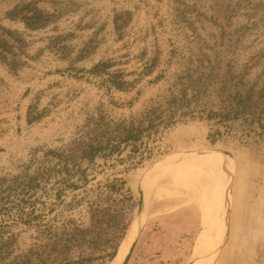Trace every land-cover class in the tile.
I'll return each mask as SVG.
<instances>
[{
	"label": "rangeland",
	"instance_id": "374dc122",
	"mask_svg": "<svg viewBox=\"0 0 264 264\" xmlns=\"http://www.w3.org/2000/svg\"><path fill=\"white\" fill-rule=\"evenodd\" d=\"M0 26L26 41L22 68L0 61V221L16 220L22 251L34 243L23 211L36 205L54 210L46 220L88 223L85 204L69 206L115 178L131 190L134 220L139 191L146 196L129 264H194L199 254L202 264L204 252L205 264H233L231 232L252 204L264 232V0H0ZM0 36L20 47L15 35ZM105 62L112 67L92 73ZM118 72L130 84L122 91ZM91 140L120 143L122 152L110 146L93 163L80 160L71 176L39 171L46 152L70 154ZM200 160L213 165L218 194ZM194 162L198 174L183 168ZM203 189L226 204L210 223ZM130 229L113 260L102 232L86 264H114Z\"/></svg>",
	"mask_w": 264,
	"mask_h": 264
},
{
	"label": "trees",
	"instance_id": "16d2710c",
	"mask_svg": "<svg viewBox=\"0 0 264 264\" xmlns=\"http://www.w3.org/2000/svg\"><path fill=\"white\" fill-rule=\"evenodd\" d=\"M10 17H17L15 12ZM25 19V18H24ZM27 27H31L29 20H23ZM9 36L15 35L19 38V48L9 44V41L0 36V61L12 71H18L23 67L21 60L22 50L26 48V41L20 36L8 31L0 26V32ZM110 63H100L94 67L92 73L104 72L111 68ZM112 78L113 85L117 90H125L129 83L124 80V73H115ZM40 119V116L32 117L29 123L32 124ZM128 137H124L123 142H127ZM122 142V143H123ZM111 146V153H121L122 146L119 144H103L101 141L91 140L88 143L82 142L77 147L66 153L65 151H48L44 154L43 166L39 171L43 175L51 172L58 174L72 175L80 171V160H87L93 163L94 160ZM78 153V154H77ZM53 160L56 161L52 163ZM51 163L52 167L47 164ZM73 190L80 189L78 185L71 186ZM80 201L69 207L86 205L88 214V223L78 222L74 218L59 220L57 217L46 220V216L53 213L50 210L45 214L38 212L36 205L23 211L21 222L29 230L34 231L31 240L34 242L29 249L22 251L20 248L21 234L16 233L14 226L18 223L13 221H0V264H86L90 261L89 256H85L87 250L102 241V232H109L110 239L105 240L107 246H110L112 252L109 254L113 260L119 251L126 233L134 222L136 204L127 182L123 179H108L106 182L98 183L95 189L84 192ZM7 207L0 206V214L5 212ZM103 242V241H102ZM79 253L74 258V253ZM178 262V260H176Z\"/></svg>",
	"mask_w": 264,
	"mask_h": 264
},
{
	"label": "crops",
	"instance_id": "0c3cea01",
	"mask_svg": "<svg viewBox=\"0 0 264 264\" xmlns=\"http://www.w3.org/2000/svg\"><path fill=\"white\" fill-rule=\"evenodd\" d=\"M243 174L244 170H241L236 178L239 183ZM257 206L258 204H252L250 208L248 207L250 210L249 215H245V210H242V215L245 216L239 219L240 221L237 219L240 228L236 227V232H231L230 247L234 253L233 264H264V232L260 228H257L261 225V222L257 219L256 213L253 214L251 212L258 209ZM242 224H244L243 227ZM254 225L255 231H253Z\"/></svg>",
	"mask_w": 264,
	"mask_h": 264
},
{
	"label": "bare ground",
	"instance_id": "6f19581e",
	"mask_svg": "<svg viewBox=\"0 0 264 264\" xmlns=\"http://www.w3.org/2000/svg\"><path fill=\"white\" fill-rule=\"evenodd\" d=\"M205 159V158H204ZM174 164H176V163H174V162H168V163H166L165 165L167 166V165H174ZM200 164L203 166V167H205V169H207V173H208V175H207V177H206V181H209L210 182V185H211V188L213 189V192H217V194L219 193L218 192V190H216V189H218V186H217V188L215 187V182H214V180L216 179H212V174H215L216 172H215V170H214V167H213V165L211 166L210 165V168L211 169H208L209 167H208V165L206 164V162L205 161H203V160H200ZM199 164V165H200ZM184 166V167H183ZM182 167L183 168H186V170H187V172H192L191 174H193V173H195V174H198V172H200V170H199V166H198V164L197 163H187V164H185V165H183ZM191 168V169H190ZM194 171H193V170ZM185 170L184 169H182V168H179V169H176V171L175 172H173V173H176V174H179L180 172H184ZM196 171V172H195ZM209 172H211V174L209 173ZM216 176V175H215ZM214 176V177H215ZM178 177V176H177ZM181 177V176H180ZM219 177V176H218ZM221 177V176H220ZM216 181V180H215ZM178 183V182H177ZM182 183V182H181ZM176 184V183H175ZM204 184H206L207 186H209V183H207V182H205ZM200 185V184H199ZM199 185H195L196 186V188H197V186H199ZM178 186V185H177ZM191 186V185H190ZM194 186V185H193ZM203 187H205L206 188V186L204 185ZM187 188H189L188 186H187ZM216 188V189H215ZM150 189V188H149ZM199 190V189H198ZM204 190V189H203ZM194 191V190H193ZM203 192V194H202V199H203V205H204V210H203V213H204V211H205V215H206V222H208V223H210V216H211V210L212 209H215L216 210V212H217V216L216 217H219V216H223L224 215V212L226 211V204H225V202H224V200H223V198H221L220 197V195H219V201L217 202V201H215V202H213L212 203V201H211V199H209V196H210V193H209V191H208V189H206V190H204V191H202ZM200 193V192H199ZM212 193V192H211ZM212 194H214V193H212ZM143 195H144V201L146 200V196H145V192H143ZM199 195V194H198ZM217 196V195H216ZM218 199V198H217ZM199 200H200V197H199ZM200 202V201H199ZM197 203H198V201H197ZM200 204V203H199ZM201 205V204H200ZM216 205V206H215ZM212 214H214L215 215V213H212ZM204 215V216H205ZM203 216V217H204ZM222 219V218H221ZM221 219H219V220H221ZM225 219H226V217H225ZM218 221V220H217ZM143 222H144V220H143ZM211 226V225H210ZM222 228H221V230H220V234H223L224 232H223V229H224V224L221 226ZM131 232H130V234H129V236H128V238L126 239V242L124 243V245H123V247L121 248V250H120V252H119V255H118V257L116 258V262H114V264H117V263H119V262H122L124 259H125V257H126V255L128 254V252H129V248H130V245H131V243L134 241V239L136 238V235H137V231H138V223L136 222V221H134L133 222V224H132V226H131ZM215 231V230H214ZM210 232V231H209ZM214 234V233H213ZM219 235V234H218ZM206 234H205V238H206ZM213 236V235H212ZM204 238V239H205ZM213 245V244H212ZM214 251V250H213ZM209 256H207V253L206 252H204V262L202 263V264H205V259H207ZM200 259H201V254H199L198 255V257H197V259H196V261L194 262V264H199L200 263Z\"/></svg>",
	"mask_w": 264,
	"mask_h": 264
},
{
	"label": "water",
	"instance_id": "95a60500",
	"mask_svg": "<svg viewBox=\"0 0 264 264\" xmlns=\"http://www.w3.org/2000/svg\"><path fill=\"white\" fill-rule=\"evenodd\" d=\"M210 152H214V151H210ZM225 157L230 156L229 153L224 152ZM187 155H183L181 156L180 159L185 158ZM140 194V198H139V202H138V208H137V212H136V218L134 221H136L138 223V231H137V235L136 238L134 239V241L131 243L130 248H129V252L126 255L125 259L120 263V264H129L136 246L138 244L139 238L141 236V233L143 231L144 225H145V219H146V215H145V201H144V195L142 193V191H139ZM144 220V222H143ZM229 234V232H228Z\"/></svg>",
	"mask_w": 264,
	"mask_h": 264
}]
</instances>
